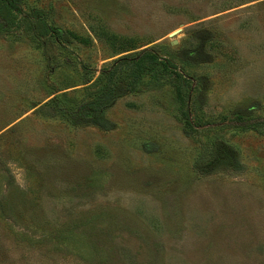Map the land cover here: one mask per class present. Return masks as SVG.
<instances>
[{
  "label": "rangeland",
  "instance_id": "obj_1",
  "mask_svg": "<svg viewBox=\"0 0 264 264\" xmlns=\"http://www.w3.org/2000/svg\"><path fill=\"white\" fill-rule=\"evenodd\" d=\"M18 1L0 264H264V0Z\"/></svg>",
  "mask_w": 264,
  "mask_h": 264
},
{
  "label": "trees",
  "instance_id": "obj_2",
  "mask_svg": "<svg viewBox=\"0 0 264 264\" xmlns=\"http://www.w3.org/2000/svg\"><path fill=\"white\" fill-rule=\"evenodd\" d=\"M0 17L6 18L7 19L6 21L7 22L9 21L8 23L10 24V26L14 25V27H20V25L24 21L36 20L38 21V23H40V26L38 27L39 29L38 33H40L41 35H46L50 33L56 36L58 35V32L54 27H51L44 22V19L42 18L41 13L39 11H35L34 15L29 14V16H26L18 0H0ZM142 51L145 52L147 50L142 49ZM149 54L152 57L151 60L156 62L157 57L152 53ZM103 94L105 93H103L102 91V93L96 94L94 97L92 96V98L89 99L83 98V100L80 103L81 108L85 109V111L91 112L94 116V120L96 121L103 114V108L107 106L106 102L108 103L109 100L112 101L113 99V95H111V99H107V97L105 99V96ZM252 123L246 122V124L244 123L242 127L251 128L254 126V124ZM188 125L191 126L190 123H188Z\"/></svg>",
  "mask_w": 264,
  "mask_h": 264
}]
</instances>
